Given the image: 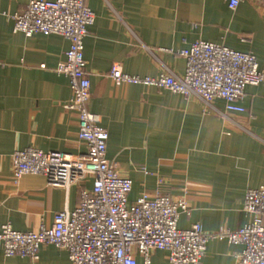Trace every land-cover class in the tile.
Wrapping results in <instances>:
<instances>
[{
    "label": "crops",
    "instance_id": "0c3cea01",
    "mask_svg": "<svg viewBox=\"0 0 264 264\" xmlns=\"http://www.w3.org/2000/svg\"><path fill=\"white\" fill-rule=\"evenodd\" d=\"M29 1L0 0V230L9 223L20 232L50 227L57 213L80 204L81 191L93 182L88 177L65 189L41 175L12 176L16 150L87 152L78 139V113L68 107V80L56 70L69 42L13 30V16ZM86 2L96 15L84 41L89 108L109 133L107 158L133 183L130 201L157 193L184 199L191 213H181L180 229L196 223L207 233L241 228L249 220L246 191L264 186V82L246 87L245 112L236 113L222 99L207 105L166 89L118 85L108 72L117 64L131 75L183 76L186 60L178 51L200 40L252 53L264 69V0H240L234 9L230 0ZM242 250L212 240L201 264H239ZM0 264L71 262L65 251L43 245L38 260L0 252ZM152 264H169L166 252L153 251Z\"/></svg>",
    "mask_w": 264,
    "mask_h": 264
},
{
    "label": "built area",
    "instance_id": "2783aa9c",
    "mask_svg": "<svg viewBox=\"0 0 264 264\" xmlns=\"http://www.w3.org/2000/svg\"><path fill=\"white\" fill-rule=\"evenodd\" d=\"M239 2L230 0L229 7L234 9ZM95 19L86 0H30L22 13L13 16L15 33L58 35L69 42L65 60L56 70L68 80V107L78 113V139L87 152H46L34 147L16 150L12 176L19 181L25 175H41L50 185L65 189L88 177L93 182L91 189L81 191L80 204L73 211L57 213L50 227L20 232L9 223L3 225L0 252L6 257L38 260L41 247L52 245L65 251L71 264H138L139 258L142 264H152V252L164 251L169 264H201L209 242L224 240L243 247L239 264H264V186L246 191L243 211L249 220L235 231L207 233L199 223L180 229L181 213H191L184 199L157 193L130 201L133 183L107 158L109 133L100 116L89 108L91 83L84 41ZM178 54L186 60L183 76L165 71L156 77H142L127 74L115 64L108 77L118 85H143L195 96L207 105L222 99L226 110L236 113L245 112L241 101L246 87L264 82V69L252 53L200 40ZM3 66L0 61V71Z\"/></svg>",
    "mask_w": 264,
    "mask_h": 264
}]
</instances>
